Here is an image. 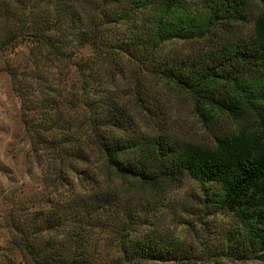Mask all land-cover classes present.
<instances>
[{"label": "trees", "instance_id": "obj_1", "mask_svg": "<svg viewBox=\"0 0 264 264\" xmlns=\"http://www.w3.org/2000/svg\"><path fill=\"white\" fill-rule=\"evenodd\" d=\"M14 4L16 13L2 14L17 19L21 16V23L30 19L27 37L38 51L36 62L43 50L62 65L61 69L72 62L74 50L84 47L121 52L137 60L146 73L153 72L186 92L201 118L219 113L240 124L235 133L216 138L212 147L163 137L126 139L116 132L131 122L128 106L105 95L95 100L88 97L100 90L94 85L97 72L93 65L87 69L73 64L80 79L74 92L56 88L62 72L54 86L49 73L44 75L35 67L27 75L42 86L37 90L40 101L24 76L18 79L13 75L22 108L30 113L35 107L40 113L39 122L26 120L35 146L45 149L52 162L60 160L70 165L73 161L86 162L85 149L81 144L76 147L84 137L120 178L151 187L181 178L197 182L203 189L205 207L237 218L234 230L224 237L222 256L236 261H264V0H15ZM22 7L28 9L26 17L18 10ZM252 10L258 15L251 35L238 36V25L251 18ZM120 25L126 26L124 39H104L103 31L108 26ZM17 39L15 35L5 38L2 46ZM173 42L194 43L195 51L162 56V48ZM66 67L63 82L67 81ZM115 74L118 72L113 71ZM83 112L88 117L83 126L77 127ZM72 126L75 134L70 132ZM58 132L61 134L55 135ZM102 199L105 204H100ZM111 200L107 196L94 200L91 208L101 211L71 213L75 219L70 220H76L74 226L81 236L73 245L61 246L62 250L48 248L49 243H36L43 231L58 228L61 219L39 216L31 230L18 228L21 263L97 264V253L85 244V225L81 224L95 221L99 212L116 217L117 202ZM122 214L120 228L125 230L132 225L131 215L125 211ZM121 239L119 252L127 264L185 261L191 257L189 248L177 241L152 236Z\"/></svg>", "mask_w": 264, "mask_h": 264}, {"label": "rangeland", "instance_id": "obj_2", "mask_svg": "<svg viewBox=\"0 0 264 264\" xmlns=\"http://www.w3.org/2000/svg\"><path fill=\"white\" fill-rule=\"evenodd\" d=\"M14 2L0 0V264H22L17 248L21 237L17 229L31 230L39 216L59 218L62 222L54 230L43 231L37 238V244L46 246L49 243L48 248L56 250H62L61 246L73 245L72 242L78 240L81 234L74 226L76 220H70L75 219L70 216L71 213L101 211L91 208V205L102 196L110 198V203L111 199L117 202L114 209L119 211L118 215L111 217L109 213L99 212L95 221L81 224L85 225L82 228L83 240L90 251L95 248L97 264H127L121 260L119 252L121 238L142 236L177 241L189 248L190 260L132 264H264L260 260L236 261L222 256L220 249L224 245V237L234 230L237 218L232 213L205 207L203 189L197 182L181 178L151 187L133 179L120 178L107 168L102 157L91 148L90 140H84V137L80 138L82 141L76 147L81 144L85 149L86 162L73 161L70 165L60 163L64 162L60 160L52 162L45 149L35 146L26 120L37 123L40 113L35 107L30 113L22 108L13 77L15 75L21 79L24 76L40 101L42 96L38 91L42 86L27 75L35 67L42 70L44 75L49 73L48 79L54 86L60 80L61 84L56 88L74 92L80 86V79L76 78L73 64L87 69L93 65L97 72L94 85L100 90L95 93L96 96L88 97L95 100L105 95L128 106L131 122L116 132L126 139L148 141L163 137L178 143L212 147L216 138L235 133L240 124L219 113L201 118L186 92L153 72L146 73L137 60L121 52L84 47L74 50L72 62L61 69L62 65L43 50L36 62L38 51L27 37L30 19L21 23V16L17 19L2 14L5 11L16 13ZM18 10L26 17V7ZM257 15V10H252L251 18L238 25V36L251 35ZM125 29V25L108 26L103 31L104 39L109 42L124 39ZM12 35L18 36V39L2 46L5 38ZM193 46L194 43L186 42L167 43L160 53L162 56L191 54L195 51ZM65 67L68 69L65 76L67 81L63 82ZM113 71L118 74L113 75ZM61 72L58 80V73L60 75ZM102 90L105 93H101ZM87 117L88 113L85 112L79 115L76 126H83ZM75 131L72 126L71 134H75ZM105 203L103 199L100 201V204ZM123 211L131 215L132 221V225L125 230L120 228Z\"/></svg>", "mask_w": 264, "mask_h": 264}]
</instances>
